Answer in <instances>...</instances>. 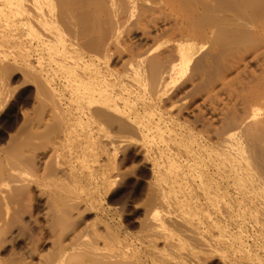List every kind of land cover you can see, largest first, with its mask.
<instances>
[{"label":"rangeland","instance_id":"1","mask_svg":"<svg viewBox=\"0 0 264 264\" xmlns=\"http://www.w3.org/2000/svg\"><path fill=\"white\" fill-rule=\"evenodd\" d=\"M2 1L0 264H59L78 247V264H264L263 149L253 150L258 170L239 163L236 175L217 142L243 113L227 102L211 120L205 106L229 91L220 82L237 93L253 84L256 42L202 51L180 77L158 67L133 75L121 58L149 50L141 30L155 36L158 18L142 19L139 2L112 28L96 1L65 0L95 6L56 12L53 27L34 32ZM229 1L217 8L235 12Z\"/></svg>","mask_w":264,"mask_h":264},{"label":"bare ground","instance_id":"2","mask_svg":"<svg viewBox=\"0 0 264 264\" xmlns=\"http://www.w3.org/2000/svg\"><path fill=\"white\" fill-rule=\"evenodd\" d=\"M54 1L55 0H3L2 2L8 8L9 14L11 16H13L14 19L15 18L17 19L20 16L23 18V22L22 21L19 22L20 26L24 27V26L28 25L26 27H29L34 32H35V30L33 28L34 27L37 28L36 26H39L40 24H42V25L48 24L49 27H53L55 25L54 24V18L56 17V15H55L56 12H58L59 14H62V15H64L67 12V15L69 16L70 14H68L69 13L68 11H70L71 13L74 11L73 13L75 14V11L78 10L77 12L79 13V9L83 8L86 11L85 15H87L86 13L90 12V10H89L90 7H87V6H95V5L90 4L92 2L87 3V5L85 4L86 5V6L84 5L85 8L82 5L75 6L76 2L73 3L74 5H72V3L70 5H68L70 1L65 4V2H66L65 0H63L64 2L59 0V2L61 1V3L62 2L63 3L56 6V5H54L55 4ZM83 1H85V0H83ZM88 1H93V0H88ZM94 1L97 2V7L100 6L103 8V10H105L104 12H106L107 15L105 13L104 14L107 16V18H106V16L105 17L103 16V17H104V19L105 18L110 19L109 25L114 26L112 28H118L120 26L119 23L121 24V22H123L122 21L123 18L121 19V21H119L120 20L119 16L122 15L121 13H123V15H124L127 12L129 15L134 16L133 12L135 11V4L137 2H139V4H140V6H139L140 10L143 8L142 9L143 12H141V13L144 14L143 15L144 17H141L142 19L143 18L146 19L147 17H149L150 13H154L155 15L156 14L158 15L157 20L156 21L153 20V21H155L154 24H152L153 22H150L151 25L147 24L148 26L151 27V30L153 31V33L156 37L148 35L149 32L147 30L145 32L146 33L148 32V33L145 34L144 33V27H143V31L141 30V32H143V34L140 36V39L142 42H144V44L150 45L149 50H147V51H145V53L143 52L139 55H137V54L128 55L127 60L125 62H124V59L121 58V60H123V63H122V61H120L122 64L128 63L127 66L130 64L129 67H131L130 69H132V71L129 70L128 69L129 67H127V66H125L126 67L125 70L128 69L129 71H131L133 73V75L134 74H140V72H143L144 67H146L147 69L149 67V69H148L149 71H151L152 68H154V67H158L161 70V72L164 73L166 78L169 77L168 75H172V74L174 76H175V74L176 75L178 74L180 77V74L182 75L184 72L187 71L191 59L202 51H206L207 53L210 52V54L211 53L214 54L215 51L216 52L222 51V53H223V50L225 48H228L230 45L236 43L239 39L244 40L245 37H248L249 39L256 42L258 48L257 49L254 48V50H252L256 56V58H255L256 61L255 60L254 61L256 63L258 60L261 59V62L258 61L259 64L256 65V66H258L260 72L258 71L259 75L255 76L256 78L253 77V81H254L253 84L251 83L250 84L251 86L245 87L244 83L242 81H240L243 84L242 86H244V88H245L244 91H241V89H239V91L242 92V94H240L241 92L240 93L235 92V90H233L234 88H232L230 90L229 87H227V84H228V83H226V82H228L227 80L223 79L226 82H220V81H223V80H220L219 81L220 86H218V87L221 88V92H222V90L224 91L226 88L229 91L228 92L226 91L227 92L226 95H224L225 94L224 93L222 95V99L218 100V102H216L217 100H213V102L215 101L217 103V104L215 103L216 105H214L216 107L210 106V104L208 105L207 103H205V106H206L207 112L209 114L208 118H211V120H212L215 116L218 115L219 112L223 111V108L225 106H227L225 104H228L229 102H230L229 105H231V102L235 103L232 105L237 106L239 108V110L243 113V116L240 119L239 123L237 122L238 123L237 126H236V121H235V126H236V128L234 127L235 129L234 128H233V130L230 129V131H226L223 134L219 132L222 135H219V137L221 136V138H220V142L218 141L219 144L217 142V145L223 146L220 148V150H223L222 151V153L224 154L223 160H225V162L228 164L232 163L230 165L233 166V170H235L237 173L236 175H240L241 172L243 174V171H244L243 168H241V166L236 165L239 163L242 165L243 164L245 165V166L243 165L245 171H247L248 169H254L253 167H255L257 169L256 166H253V165H255L253 163L256 162V161H254V159L258 160L257 158L253 159V157H252V156H254L253 150L256 148H259V149L261 148V149H263V151H260V152L264 153V0H230V1H232V4L236 5V6L233 5V8L235 7V12L231 9H229V12H224L225 10H220L221 9L220 6H219L220 9H218L217 8L218 6L216 4L221 2V0H94ZM71 2H74V0H72ZM80 2L82 3L81 0H80ZM95 3H93V4H95ZM225 3H227V2H225ZM225 3H222V4H224L223 6H225ZM222 4L219 3L218 5H222ZM66 5H68V6H66ZM73 6H74V8H73ZM122 6H123V8H122ZM67 7H68V9H67ZM121 8H122V12L120 10ZM91 9H92V7H91ZM123 9L125 11H123ZM144 10L146 12L148 11L147 14L149 13V16L146 14V16H147L146 18H145L146 12ZM87 11H89V12H87ZM91 12H93V11H91ZM102 12L103 11L101 10V15H102ZM236 12H238V13L236 14ZM138 13H140V11ZM74 14H71L70 16H72ZM80 15L82 16L81 12L79 13V16ZM129 15H127V16H129ZM92 16H94V15H92ZM99 16L100 15L98 13V16H96V17H99ZM133 16H132V18H133ZM122 17H125V15ZM138 17L140 19V16H138ZM154 17L155 16H153V18ZM125 19L127 20L126 17H125ZM125 19H123V20H125ZM129 20H128V22H129ZM10 21H12V19H10ZM7 22H9V21L7 20ZM137 22H140V21H137ZM144 22L145 21H143L142 23H144ZM122 24H125V23H122ZM122 26H124V25H122ZM15 27H17V26H15ZM145 27H146V25H145ZM24 29H26V28L24 27ZM133 33H135V32H133ZM123 35H121V36H123ZM112 37L113 38L111 39V42L109 44H110V46L112 44L114 46H116L117 34H115ZM164 37H167V38L169 37L168 43L167 44L166 43L160 44V43H162V42H160L161 41L160 39L164 38ZM34 39H35V36H34L33 40ZM122 39H118V41L120 40V42H121ZM133 39H135V37ZM120 42H118V43H120ZM122 46H123V41H122ZM124 46H125V44H124ZM113 48L115 49V47H113ZM118 48H119V46L117 47V49ZM226 51L227 50L225 49L224 53ZM120 55L118 56V59H119ZM134 55H136V56L134 57ZM163 55H165V56H163ZM161 56L165 57L166 59L168 58V60L170 58V60L167 62H161L159 59V57H161ZM121 57H122V55H121ZM115 60H117V59H115ZM121 66L123 67V65H121ZM123 69H124V67H123ZM235 69H237V68L235 67ZM157 77L162 78L163 75L162 76L158 75ZM173 77H171V78H173ZM177 77H175V78H177ZM245 77H247V76H245ZM248 77H252V76L248 75ZM169 79H167V80H169ZM244 79H243V81H244ZM163 80H164V78H163ZM229 82H231V81H229ZM248 83H250V82H247V84ZM237 84L235 83V85H237ZM247 84H246V86H247ZM235 85H234V87H235V89H237V87ZM230 87H233V85H230ZM216 91L218 92L219 90L216 89ZM216 91H214V94ZM234 92L237 94H240V96L238 95V96L234 97V95H235ZM214 94L212 93L213 97H215ZM219 94H220V92H219ZM205 97H207V95ZM219 98H220V96H219ZM205 99L206 98H204V100ZM209 100H210V98H209ZM211 100H212V98H211ZM207 101H208V99H207ZM201 103H203V102H201ZM232 105L229 107L232 108L233 107ZM229 107H227V108L230 109ZM225 108H224V110H225ZM227 108H226V111H228ZM235 110L237 111V108H235ZM234 112L232 113V115L239 113V112H236V113H234ZM221 114L217 118L222 117L223 115L221 116ZM239 115H240V113H239ZM236 119H237V117H236ZM236 119H234V120H236ZM241 136L244 138V140L242 139L243 142H240L241 138H242ZM200 148H201V150H200L199 154L202 155L206 152V150H205V147H200ZM210 150L212 151V149H210ZM223 154H221V155H223ZM262 155H264V154H262ZM262 155L260 157H262ZM260 157H259V159H260ZM250 158H252V159H250ZM260 165H262V164H260ZM260 165H259V167H260ZM240 169L243 171L240 172ZM255 173H256V171H255ZM2 184H3V181H2V178H0V196L2 195L1 190L4 186ZM0 200H1V198H0ZM80 260H81V247H78V248H75L68 256L63 257L60 260L59 264H78Z\"/></svg>","mask_w":264,"mask_h":264}]
</instances>
